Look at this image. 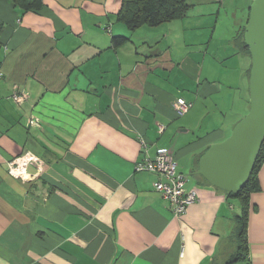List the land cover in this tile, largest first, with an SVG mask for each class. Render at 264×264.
I'll list each match as a JSON object with an SVG mask.
<instances>
[{
	"label": "crops",
	"instance_id": "1",
	"mask_svg": "<svg viewBox=\"0 0 264 264\" xmlns=\"http://www.w3.org/2000/svg\"><path fill=\"white\" fill-rule=\"evenodd\" d=\"M43 3L22 14L0 0V264H213L239 204L197 172L249 110L245 25L206 32L196 16L182 35L187 15L132 32L117 20L122 0ZM116 36L130 42L114 49ZM177 101L191 105L182 117ZM160 151L197 192L180 217L158 176L135 171ZM26 152L39 162L16 178L10 163ZM259 183L244 264H264V162Z\"/></svg>",
	"mask_w": 264,
	"mask_h": 264
},
{
	"label": "water",
	"instance_id": "2",
	"mask_svg": "<svg viewBox=\"0 0 264 264\" xmlns=\"http://www.w3.org/2000/svg\"><path fill=\"white\" fill-rule=\"evenodd\" d=\"M244 41L251 57L249 111L228 138L202 155L197 172L214 188L231 194L250 180L264 144V0L250 6Z\"/></svg>",
	"mask_w": 264,
	"mask_h": 264
},
{
	"label": "trees",
	"instance_id": "3",
	"mask_svg": "<svg viewBox=\"0 0 264 264\" xmlns=\"http://www.w3.org/2000/svg\"><path fill=\"white\" fill-rule=\"evenodd\" d=\"M6 1L15 9H19L22 14L38 13L44 7L43 0ZM191 8L192 6L188 4L187 0H122L117 20L134 32L143 26L158 27L165 23L182 20L187 17ZM244 33L245 27L240 34V38L244 39ZM129 42L128 37L116 36L112 39V46L114 49H119ZM242 47L250 56L245 41H243ZM27 126L30 129L29 125ZM263 162L264 144L248 183L237 194L225 192L228 199L238 202L239 212L231 217L230 235L225 246L214 259L213 264H244L250 262L249 221L252 212H257V208L251 205V196L261 191L259 172Z\"/></svg>",
	"mask_w": 264,
	"mask_h": 264
},
{
	"label": "built area",
	"instance_id": "4",
	"mask_svg": "<svg viewBox=\"0 0 264 264\" xmlns=\"http://www.w3.org/2000/svg\"><path fill=\"white\" fill-rule=\"evenodd\" d=\"M2 76L0 74V78ZM10 99L15 104L22 105L28 99V96L24 91L15 88ZM190 107V104L181 101H177L173 105V109L179 117L187 114ZM28 125L30 128H40L38 120L34 117L28 120ZM163 131L164 128L161 126L160 132ZM141 143L143 146L145 145L143 142ZM38 162V158L33 153L26 152L10 163L9 173L16 178H24L26 168ZM177 167L174 156L166 151H160L154 159L146 157L141 160L136 164L135 171L138 173H153L158 176L153 184L155 191L168 201L173 216L180 217L185 214L190 205L197 201V192L195 189L189 190L187 188V180L185 176L178 174Z\"/></svg>",
	"mask_w": 264,
	"mask_h": 264
},
{
	"label": "rangeland",
	"instance_id": "5",
	"mask_svg": "<svg viewBox=\"0 0 264 264\" xmlns=\"http://www.w3.org/2000/svg\"><path fill=\"white\" fill-rule=\"evenodd\" d=\"M253 1L254 0H187L188 4L192 6L188 13L189 19H186V21L182 23L178 22L177 24L180 26L179 29L182 30V35L190 36V28L192 25L195 27L200 26L202 24L201 18L206 17V20L204 19L205 26L214 25L217 22L218 25L215 31L218 34L225 33L229 35L236 24L246 26L245 21L248 19L249 8ZM196 16H200L201 18L194 19ZM244 17V23L242 24L241 20ZM204 31L211 32L212 26L207 27ZM185 178L188 180L190 177L186 175Z\"/></svg>",
	"mask_w": 264,
	"mask_h": 264
}]
</instances>
